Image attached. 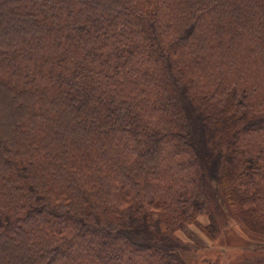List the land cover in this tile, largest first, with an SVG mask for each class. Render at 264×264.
<instances>
[{
	"label": "trees",
	"instance_id": "obj_1",
	"mask_svg": "<svg viewBox=\"0 0 264 264\" xmlns=\"http://www.w3.org/2000/svg\"><path fill=\"white\" fill-rule=\"evenodd\" d=\"M224 199L263 233L264 0H0V264H190Z\"/></svg>",
	"mask_w": 264,
	"mask_h": 264
},
{
	"label": "rangeland",
	"instance_id": "obj_2",
	"mask_svg": "<svg viewBox=\"0 0 264 264\" xmlns=\"http://www.w3.org/2000/svg\"><path fill=\"white\" fill-rule=\"evenodd\" d=\"M224 205V213L222 214L220 212V215L216 217L219 230L216 242H209L204 235L191 225H182L178 229V237L189 247V251L184 253L183 256L190 264H203V261L206 264V262L212 261L217 255L216 251L223 253L222 259H225V262L229 263H233L235 260L246 257L247 255L256 253L264 255V231L261 234L248 232L246 236L244 234L245 232L243 231V233L240 229V225L242 227L245 226L241 223V209L229 207L225 199ZM199 219L203 224L208 223L205 216ZM244 228L247 227L245 226ZM230 246L236 252L228 248Z\"/></svg>",
	"mask_w": 264,
	"mask_h": 264
}]
</instances>
